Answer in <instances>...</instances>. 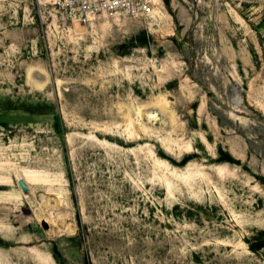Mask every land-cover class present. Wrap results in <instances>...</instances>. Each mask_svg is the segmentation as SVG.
Returning a JSON list of instances; mask_svg holds the SVG:
<instances>
[{"label": "rangeland", "instance_id": "1", "mask_svg": "<svg viewBox=\"0 0 264 264\" xmlns=\"http://www.w3.org/2000/svg\"><path fill=\"white\" fill-rule=\"evenodd\" d=\"M151 1L0 0V264H264V0Z\"/></svg>", "mask_w": 264, "mask_h": 264}, {"label": "built area", "instance_id": "2", "mask_svg": "<svg viewBox=\"0 0 264 264\" xmlns=\"http://www.w3.org/2000/svg\"><path fill=\"white\" fill-rule=\"evenodd\" d=\"M66 19L88 25L96 18L125 14L144 16L152 11L151 0H51Z\"/></svg>", "mask_w": 264, "mask_h": 264}, {"label": "water", "instance_id": "3", "mask_svg": "<svg viewBox=\"0 0 264 264\" xmlns=\"http://www.w3.org/2000/svg\"><path fill=\"white\" fill-rule=\"evenodd\" d=\"M19 184L22 187V189H25V186H24V184H23L22 181H20ZM43 227L46 229L47 228V225L45 223H43Z\"/></svg>", "mask_w": 264, "mask_h": 264}]
</instances>
